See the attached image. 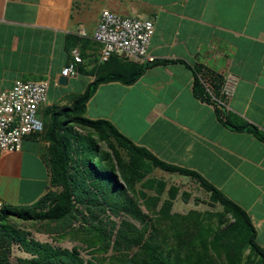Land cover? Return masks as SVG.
<instances>
[{
  "label": "crops",
  "instance_id": "0c3cea01",
  "mask_svg": "<svg viewBox=\"0 0 264 264\" xmlns=\"http://www.w3.org/2000/svg\"><path fill=\"white\" fill-rule=\"evenodd\" d=\"M104 10L153 20L149 53L161 63L133 85L99 84L84 116L106 120L159 160L199 173L249 214L264 248V142L236 129L264 134V0H0V92L18 80L47 82L39 115L48 123L47 111L71 107L97 79L122 68L129 60L115 55L103 63L92 37ZM74 49L82 62L64 85ZM227 74L238 84L224 112L207 87L218 91ZM196 77L207 99L195 95ZM50 147L41 133L24 138L19 152L0 151L1 202L24 208L46 194Z\"/></svg>",
  "mask_w": 264,
  "mask_h": 264
},
{
  "label": "trees",
  "instance_id": "16d2710c",
  "mask_svg": "<svg viewBox=\"0 0 264 264\" xmlns=\"http://www.w3.org/2000/svg\"><path fill=\"white\" fill-rule=\"evenodd\" d=\"M122 60V68L97 79L71 107L47 111L49 122H44L43 133L51 144L50 186L32 206L20 208L0 201V264H11L10 256L15 246L31 255L28 259L19 258L18 264H223V260L224 264H264V248L259 245L255 226L242 207L199 173L159 160L106 120L94 121L84 116L86 104L99 84L118 81L133 85L150 66L161 63ZM195 73L201 75L198 70ZM194 93L207 99L198 77L195 78ZM218 114L228 124V118L224 119L222 112ZM236 129L247 130L264 142V134L255 127ZM121 153L126 154V160ZM156 169L194 180L209 194L212 205H218L222 210L214 213L192 210L187 215L172 213L180 190L175 186L168 187L164 179L154 178L152 174ZM53 188L60 190L53 191ZM166 193L168 197L162 201ZM182 195L184 203H188L190 195ZM137 202L142 203L146 212L137 207ZM78 203L85 206L83 211L77 209ZM120 211L138 221L140 228L125 220L117 226L110 216L107 223H102V213L114 217ZM75 213L89 224L99 222L94 229L103 254L109 250L119 254L84 260L78 249L69 251L31 243L15 232L10 223L15 219L66 223L75 217ZM149 214L155 218L150 219ZM159 222L168 224L164 233H168L166 238L171 239L170 245L161 238L163 244L154 241L156 235L160 236ZM149 230L153 233L146 236Z\"/></svg>",
  "mask_w": 264,
  "mask_h": 264
},
{
  "label": "built area",
  "instance_id": "2783aa9c",
  "mask_svg": "<svg viewBox=\"0 0 264 264\" xmlns=\"http://www.w3.org/2000/svg\"><path fill=\"white\" fill-rule=\"evenodd\" d=\"M154 32L153 20L122 17L109 10H104L92 37L101 45L103 63L116 55L123 56L129 61L146 64L156 61L149 53ZM80 34L83 37L86 36L84 31H80ZM72 56V63L62 71V75L68 78L78 75L75 64L82 62L78 49L72 51ZM237 84L238 78L227 74L222 79L220 89L216 93L214 89L207 87L211 92V102L217 110L224 112L230 110L229 101L234 95ZM47 91L48 83L45 81L18 80L12 89L0 92L1 152H19L24 138L43 133L44 123L37 118V114L47 102Z\"/></svg>",
  "mask_w": 264,
  "mask_h": 264
},
{
  "label": "rangeland",
  "instance_id": "374dc122",
  "mask_svg": "<svg viewBox=\"0 0 264 264\" xmlns=\"http://www.w3.org/2000/svg\"><path fill=\"white\" fill-rule=\"evenodd\" d=\"M216 93V91H215ZM37 118L42 120L39 113L37 114ZM43 121V120H42ZM44 123V122H43ZM104 149H106V146H104ZM121 156L123 158H127L125 153H121ZM154 176L159 179H164L168 182V187L175 186L178 187L180 192L178 199L175 204V208H173L172 213L181 214V215H187L192 210L204 213V212H218L221 211L222 208L218 205H212L210 201L209 194L205 192L197 182L194 180L182 177L180 175H172L170 173L157 170L154 173ZM139 188V186L137 187ZM53 191L59 192L60 189L53 188ZM152 194V192H150ZM189 194L190 200L188 203H184L183 201V195L182 194ZM168 197V194L166 193L162 197V201ZM112 200V199H111ZM113 201V200H112ZM137 207L142 208L145 211V208L142 206V203L137 202ZM84 205L78 203L77 209L83 211ZM102 217V223H107L108 216L110 220L117 223V226H119L120 222L122 220L128 221L137 228H140V224L138 221H135L127 216V213L124 211H120V213L117 216L109 215L108 213H102L100 215ZM150 219H153V215L149 214ZM155 218V217H154ZM11 225L13 226V230L15 232L19 233L21 236L26 237L31 241V243H38L40 245H50L54 248H59L62 250H73L78 249L79 256L84 260H90L92 257L96 258H103L111 256V255H118L119 252L109 250L107 253L103 254L101 251V243L100 238L94 229V226H97L99 222L96 223H87L80 214L75 213V217L70 219L69 222L63 223H49V222H43V223H35V222H21L18 219L12 220ZM157 223V221H155ZM213 225H215V221L212 222ZM160 225V232L159 235H156V238H154V241L162 242L161 239L164 240V242H167V245L171 244V239L169 240L166 238V236H169L168 233H164L167 228L168 224L159 222ZM153 233L152 230H149L146 236H151ZM161 238V239H160ZM137 249V248H135ZM248 254V251L245 252V256ZM19 258L25 259V258H31V255L24 253L23 251L19 250L16 246L14 247L12 254L10 256V262L11 264H18L17 260ZM222 260V259H221ZM224 264V260L221 261Z\"/></svg>",
  "mask_w": 264,
  "mask_h": 264
},
{
  "label": "water",
  "instance_id": "95a60500",
  "mask_svg": "<svg viewBox=\"0 0 264 264\" xmlns=\"http://www.w3.org/2000/svg\"><path fill=\"white\" fill-rule=\"evenodd\" d=\"M67 82H68V78L67 77H61L60 78V83L61 84H64L65 85V84H67Z\"/></svg>",
  "mask_w": 264,
  "mask_h": 264
}]
</instances>
